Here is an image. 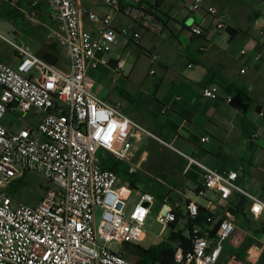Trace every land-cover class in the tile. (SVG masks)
Listing matches in <instances>:
<instances>
[{
  "label": "built area",
  "instance_id": "1",
  "mask_svg": "<svg viewBox=\"0 0 264 264\" xmlns=\"http://www.w3.org/2000/svg\"><path fill=\"white\" fill-rule=\"evenodd\" d=\"M97 1L105 8L103 14L90 10L82 0L47 1L49 32L66 50V69L26 44L0 35L18 58L16 65L0 60V264H136L117 246L129 243L142 247L148 238L146 224L153 214L164 231L171 229L170 238L162 242L173 248L174 264H258L264 244L255 241L244 247L252 236L238 224L235 211L243 199L249 217L258 220L264 214V201L239 186L237 171L213 170L188 157L189 167L197 165L204 172L201 184L184 191L171 187L158 201L141 189L139 182L133 186L102 165L110 155L125 163L130 175L144 174L141 165L132 160L130 138L145 135L159 139L119 105L101 98L90 75L109 67L108 55L119 34L128 35L135 26L156 28V18L143 0ZM204 9V0H191L186 5L194 14ZM205 10L218 32L229 29L225 11L213 6ZM20 11L30 26L43 25L39 0H32ZM119 13L131 21L120 31L114 26ZM86 18L96 26L95 32L86 29ZM191 30L196 36L204 33L197 25ZM133 33L135 40L140 39L138 31ZM259 41L264 43V31ZM241 53L247 55L248 51ZM254 61L259 63L261 56ZM124 68L125 62L120 60L114 71L123 76ZM204 96L219 99L221 89L207 87ZM224 100L231 104L232 97L227 95ZM13 109L20 118L33 114L40 120L12 130L4 119ZM258 115L264 118V109ZM259 138V132L252 135L253 140ZM207 142L209 137L201 139V143ZM27 172L50 184L36 206L20 204L8 193ZM144 175L151 180L147 183L151 189L157 183L167 186L158 177ZM190 193L203 202L191 199ZM97 209L102 210L99 224ZM180 231L185 238L171 237ZM243 248L245 260L233 253Z\"/></svg>",
  "mask_w": 264,
  "mask_h": 264
},
{
  "label": "crops",
  "instance_id": "2",
  "mask_svg": "<svg viewBox=\"0 0 264 264\" xmlns=\"http://www.w3.org/2000/svg\"><path fill=\"white\" fill-rule=\"evenodd\" d=\"M31 1L1 0L0 26L4 22L13 24L11 32L15 41L29 46L27 40L23 39L26 37L35 49L29 46L34 53H50L56 56L48 47L51 43L49 40L55 38L49 32L48 0H39L43 25L30 26L35 29L30 31L32 35L25 34L8 18L11 8L22 10ZM145 1L155 6L157 0ZM190 1L165 0L159 9L162 13L155 11L156 28L135 26L133 32L138 31L141 35L138 40L133 38V32L118 36V43L113 50L120 48L125 51L132 46L142 47L151 65L149 77L154 79L148 90H142L136 96L125 94L129 101L141 103L143 108L140 111L141 116L133 114L131 119L153 128L163 142L173 145L174 149L167 147L176 158L175 163L174 159L152 161V167L162 172L165 170L174 185L170 187L184 191L193 190L201 184L204 172L197 165L189 167L190 157L213 170L237 171L242 187L244 185V189L257 195L264 189V118L258 115L264 109V49H258L259 46H264L259 41V35L264 31V2L204 0L205 9L213 6L228 15L229 29L218 32L214 20L205 9L195 14L186 10ZM104 12L105 9H102L98 14ZM130 24V19L125 15H116L114 26L118 31ZM191 24L200 26L203 35H194L191 30L193 27H188ZM85 27L88 31L95 32L96 26L87 18ZM0 40L3 39L0 37ZM7 44L10 47L4 46L0 41V59L16 65L17 55L13 47ZM62 49L65 56L66 50ZM244 49L248 51L247 55H242L241 51ZM256 53L261 56L259 63L254 61ZM108 58L110 65L107 69L114 71L117 61L120 60L126 66L124 58L112 57V53ZM67 66L68 55L67 59L58 64L62 69ZM244 69L246 72L242 74ZM220 78H226L232 85L247 90L255 101L254 107L243 114L226 103L224 98L227 94L216 84ZM212 85L221 89L222 97L219 99L204 96V90ZM111 103L123 105L119 102ZM16 119L9 121L5 118L4 124L12 130H19L20 128L11 127ZM20 119L27 120V125L21 128L36 125L40 120L33 114ZM256 132L260 133V138L253 140L252 135ZM204 137H209L210 142L201 143ZM229 145H235L236 150H226ZM149 158V152L142 151L140 145H135L132 160L141 165L144 174L148 173L144 164ZM247 163L251 165L249 175L245 167Z\"/></svg>",
  "mask_w": 264,
  "mask_h": 264
},
{
  "label": "rangeland",
  "instance_id": "3",
  "mask_svg": "<svg viewBox=\"0 0 264 264\" xmlns=\"http://www.w3.org/2000/svg\"><path fill=\"white\" fill-rule=\"evenodd\" d=\"M15 1V0H14ZM83 4L88 7L90 10L99 13L102 11V9H105L104 6L98 2L97 0H82ZM23 6H25V2H23ZM12 7V6H10ZM3 26H0V35H4V37L8 40L15 41L12 29L13 24L7 22V23H1ZM188 27H193V24L188 25ZM3 39V38H2ZM23 39L27 40V44L32 48L33 46L30 44L28 39L24 37ZM4 40V39H3ZM3 40H0L1 43L4 46H8V42H4ZM10 40V41H11ZM262 45V44H261ZM10 47V46H8ZM12 50V48H10ZM258 49H264V46H259ZM35 50V49H34ZM13 51V50H12ZM263 51V50H262ZM259 53V52H258ZM256 53L255 56H258L259 54ZM42 57L46 58L47 60L57 63L60 65L61 61H64L67 59V54L65 53V56L58 58L57 56H53L50 53H43L40 54ZM66 57V58H65ZM112 57H120L124 58L126 60V66L123 72V77L116 74L115 71L112 69L107 68H100L97 71H92L90 75L95 79L97 82V90H99V95L101 98L108 99L111 102H119L122 103L120 107L122 108L123 112L130 118H133L136 114L137 117L141 116L142 114L140 111L143 109L141 103L131 102L129 99L126 98L125 94H130L132 96L138 95L140 91H146L151 86V82L154 80L152 77H149V72L151 69L150 62L148 61L146 57V53L143 50L142 47L138 46H132L129 47L127 50L122 49H116L112 51ZM2 62V59H0ZM16 60V59H15ZM64 64V63H63ZM66 66V65H64ZM134 114V116H133ZM18 111L16 109H13L8 112L6 119L7 120H15L17 118ZM19 117V115H18ZM29 120V119H28ZM30 121V120H29ZM31 122H35L34 120H31ZM27 120H22L20 118H17L15 123L11 125V127L19 129L21 127L26 126ZM35 124V123H34ZM142 128L148 130L150 133H152L154 136L158 137V133L151 127H145L141 123H138ZM160 140L161 138L158 137ZM159 139H156L154 137H149L142 135L141 138L137 139L135 136H132L130 138L131 143L135 147V145H140L142 147V151H146L150 153L149 161L144 164V166L148 169L149 175H152L154 177H158L164 182H166L167 186L163 187L159 183L155 184L154 187L151 189L148 187L147 183L151 180L148 179L144 174L140 173L139 175L131 176V175H123L121 178L126 181L131 180H137L140 184L141 189H146L152 194L159 195V197H156L159 201L162 197L167 195L170 190V186L173 185L171 181L168 179L165 170L164 172L159 171L156 167H152V161L153 159L156 161H164L166 159H174L173 163H175L176 158L174 155L168 150V147L164 145L162 142L159 141ZM226 150H236L235 145H229L227 146ZM263 162V161H262ZM247 169V174L249 175L251 173V165L247 163L245 165ZM22 182H16L11 185L8 193L11 196H16V200L20 204H25L29 206H36L41 199L43 198L46 190L50 187V184L41 176H39L36 173L33 172H27L22 180ZM174 186V185H173ZM239 186L241 188H244V185L239 183ZM256 195V194H255ZM258 197H260L264 201V189L261 190L258 194ZM135 198V197H134ZM190 198L194 199L198 202H203L201 199H198V197L194 193H190ZM247 202L245 203V205ZM15 206V205H14ZM133 206V204L129 205V209ZM102 210L97 209L96 210V221L97 224H99L101 220ZM241 228H243L245 231H247L255 241L263 243L264 244V214L263 216L258 219L254 220L252 217H250L249 222L242 223L240 225ZM146 231L148 232V238L147 240L142 244L143 248H151L153 246H156L160 244L163 240L167 241L170 238L171 229L163 230V227L156 222V215L153 214L146 224ZM101 244H103L100 241ZM117 249L120 252H125L123 245H118ZM130 259V258H129ZM132 260V258L130 259Z\"/></svg>",
  "mask_w": 264,
  "mask_h": 264
},
{
  "label": "trees",
  "instance_id": "4",
  "mask_svg": "<svg viewBox=\"0 0 264 264\" xmlns=\"http://www.w3.org/2000/svg\"><path fill=\"white\" fill-rule=\"evenodd\" d=\"M164 2L165 0H157L154 6L146 2L145 0H143V4L147 6L148 11L150 13L155 15V18H156L155 11L162 13V11H160L159 9ZM8 15H9L8 18L11 21H13L15 25L20 27L25 34L32 35V32L30 31H34L35 29H32L30 25L25 21V17L21 13L20 10L11 8L8 12ZM49 41L51 42L48 46L49 49L57 57H64L63 49L59 45V43L56 41V39L52 38ZM55 65L58 66L57 63ZM216 84L220 86L223 92H225L228 96L232 97L231 105L235 109H237L239 112L246 114L251 108L254 107V104H255L254 99L251 97L249 92L245 90L244 88H238L232 85V83L226 78H220L219 81L216 82ZM102 165L104 166V168L112 170L113 172L118 174L120 177L123 175H130L128 172L127 165L123 162L117 161L110 155L107 156L105 160H103ZM21 180L22 179L17 180L14 183L22 182ZM128 182H130L134 186L137 180H131ZM14 197L16 198V196ZM155 197H159V195H156ZM235 213L237 215L239 225H242V223L250 221V217L248 215V209L243 208V199L240 201V205L236 209ZM203 220H204V216H201V222ZM171 237L172 238H176V237L185 238L182 231L178 233H173ZM253 242H255V240L252 237H249L244 247H249ZM123 246H124L126 258L128 259L132 258V260L136 262V264H174V261H173L174 250L166 242H161L160 244L153 246L151 248H147V249L139 245L129 244V243H125ZM233 253L242 260H245L246 258L244 248L237 249L233 251ZM258 264H264V254H263L261 261Z\"/></svg>",
  "mask_w": 264,
  "mask_h": 264
}]
</instances>
